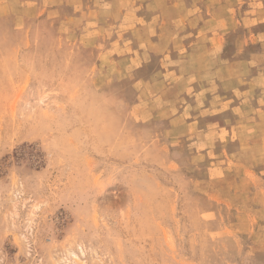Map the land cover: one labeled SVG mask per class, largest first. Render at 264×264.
<instances>
[{"label":"rangeland","instance_id":"obj_1","mask_svg":"<svg viewBox=\"0 0 264 264\" xmlns=\"http://www.w3.org/2000/svg\"><path fill=\"white\" fill-rule=\"evenodd\" d=\"M0 264H264V0H0Z\"/></svg>","mask_w":264,"mask_h":264}]
</instances>
